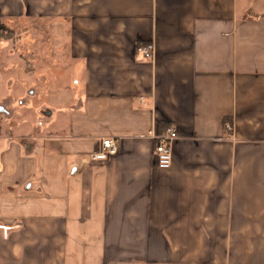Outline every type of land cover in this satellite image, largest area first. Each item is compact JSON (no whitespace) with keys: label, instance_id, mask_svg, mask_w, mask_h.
<instances>
[{"label":"crops","instance_id":"crops-1","mask_svg":"<svg viewBox=\"0 0 264 264\" xmlns=\"http://www.w3.org/2000/svg\"><path fill=\"white\" fill-rule=\"evenodd\" d=\"M263 13L264 0H0V19L52 28L26 66L0 62V264H264ZM150 41L147 60L136 46ZM106 137L117 151L91 159Z\"/></svg>","mask_w":264,"mask_h":264},{"label":"rangeland","instance_id":"rangeland-1","mask_svg":"<svg viewBox=\"0 0 264 264\" xmlns=\"http://www.w3.org/2000/svg\"><path fill=\"white\" fill-rule=\"evenodd\" d=\"M0 24L2 26L0 27V62L5 63V55L8 56L9 54H14L15 57H10L12 60L11 62H18L20 58L21 64H24L25 66L26 58L30 57L28 53H30V50H32L33 42L40 44H42L43 41L48 42L46 37L47 34H45V39H41L37 37L38 32L48 33L52 30L50 23L48 24L42 21L33 23L0 19ZM26 30L29 31L28 34L24 33ZM35 35L37 39H34ZM38 60L42 62L43 59L41 54L38 56ZM41 71L42 69L40 68L37 70L39 73H41ZM68 83L71 84L70 82ZM34 100H30L31 107H34ZM16 106L19 107L18 104ZM17 107L13 109V116L8 120L6 119L8 127H10L12 131L15 130V132L20 130V127L18 126L20 122L23 120L26 122L24 115H19L20 110H17ZM25 127L27 128L26 124Z\"/></svg>","mask_w":264,"mask_h":264},{"label":"built area","instance_id":"built-area-1","mask_svg":"<svg viewBox=\"0 0 264 264\" xmlns=\"http://www.w3.org/2000/svg\"><path fill=\"white\" fill-rule=\"evenodd\" d=\"M154 43L152 41L136 46V52L139 53L142 58L152 60L154 57ZM227 131H231L232 125L225 124ZM155 139L154 153L156 156L157 165L161 169H169L172 164V143L177 138L176 131L172 127H166L159 134H153ZM117 143L111 137L102 138L101 146L98 151L91 154V159L104 161L108 156L114 154L117 151Z\"/></svg>","mask_w":264,"mask_h":264},{"label":"trees","instance_id":"trees-1","mask_svg":"<svg viewBox=\"0 0 264 264\" xmlns=\"http://www.w3.org/2000/svg\"><path fill=\"white\" fill-rule=\"evenodd\" d=\"M259 17H260V18H263V15H259ZM0 27H2L1 24H0Z\"/></svg>","mask_w":264,"mask_h":264},{"label":"water","instance_id":"water-1","mask_svg":"<svg viewBox=\"0 0 264 264\" xmlns=\"http://www.w3.org/2000/svg\"><path fill=\"white\" fill-rule=\"evenodd\" d=\"M263 19H264V13H263ZM3 108L2 107H0V110H2Z\"/></svg>","mask_w":264,"mask_h":264}]
</instances>
